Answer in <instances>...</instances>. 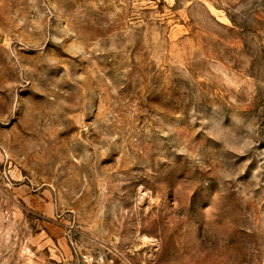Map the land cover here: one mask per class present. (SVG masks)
Returning a JSON list of instances; mask_svg holds the SVG:
<instances>
[{
    "label": "rangeland",
    "instance_id": "rangeland-1",
    "mask_svg": "<svg viewBox=\"0 0 264 264\" xmlns=\"http://www.w3.org/2000/svg\"><path fill=\"white\" fill-rule=\"evenodd\" d=\"M70 225L264 264V0H0V264H73Z\"/></svg>",
    "mask_w": 264,
    "mask_h": 264
},
{
    "label": "built area",
    "instance_id": "built-area-1",
    "mask_svg": "<svg viewBox=\"0 0 264 264\" xmlns=\"http://www.w3.org/2000/svg\"><path fill=\"white\" fill-rule=\"evenodd\" d=\"M77 234L78 230L73 225L67 227L66 236L68 238L71 255L74 258L73 264H110L98 251L92 252L88 249H81L79 243L72 238Z\"/></svg>",
    "mask_w": 264,
    "mask_h": 264
},
{
    "label": "crops",
    "instance_id": "crops-1",
    "mask_svg": "<svg viewBox=\"0 0 264 264\" xmlns=\"http://www.w3.org/2000/svg\"><path fill=\"white\" fill-rule=\"evenodd\" d=\"M37 204L39 205L38 207H40L43 210V212H45V211L48 212V211L52 210V207L50 206L49 202L45 203V201H42V202L40 201ZM59 242H60L61 247L64 250L65 248H64L63 244L66 245L64 237H61ZM66 247H67V245H66Z\"/></svg>",
    "mask_w": 264,
    "mask_h": 264
}]
</instances>
